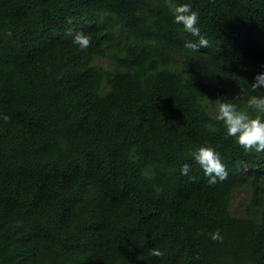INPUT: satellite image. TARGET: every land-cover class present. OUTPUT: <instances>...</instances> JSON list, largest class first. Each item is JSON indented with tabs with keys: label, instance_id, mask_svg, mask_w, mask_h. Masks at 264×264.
<instances>
[{
	"label": "trees",
	"instance_id": "obj_1",
	"mask_svg": "<svg viewBox=\"0 0 264 264\" xmlns=\"http://www.w3.org/2000/svg\"><path fill=\"white\" fill-rule=\"evenodd\" d=\"M182 4L208 48L185 47ZM260 73L264 0H0V264H264V153L215 118H264Z\"/></svg>",
	"mask_w": 264,
	"mask_h": 264
},
{
	"label": "clouds",
	"instance_id": "obj_2",
	"mask_svg": "<svg viewBox=\"0 0 264 264\" xmlns=\"http://www.w3.org/2000/svg\"><path fill=\"white\" fill-rule=\"evenodd\" d=\"M171 7V5H170ZM175 22L182 24L184 30L193 37H198V43L186 41L185 47L195 52H199L201 48H208L209 42L200 34L198 25V13L191 9L189 4H182L172 8ZM68 35L72 34V30H68ZM185 35V34H184ZM76 43L81 50H87L91 46V38L77 32L74 36ZM255 82L251 88L256 92L260 88H264V73L255 76ZM239 97V96H237ZM248 108L255 109L258 113L264 114V95L251 96L247 101ZM218 121H222L227 135L235 137L240 147L246 153L255 151L256 153H264V118L261 115L251 116L248 111L239 110L235 103L224 101L219 104L218 114L215 117ZM5 122L9 120L8 116H3ZM193 158L203 169L204 174L209 178L208 183L214 185L222 182L228 177L226 166L222 163L219 154L212 147H200L193 153ZM191 167L184 164L181 168L182 175H188ZM214 241H222L223 237L219 231L211 235ZM151 255L155 257H163L164 251L152 249Z\"/></svg>",
	"mask_w": 264,
	"mask_h": 264
},
{
	"label": "rangeland",
	"instance_id": "obj_3",
	"mask_svg": "<svg viewBox=\"0 0 264 264\" xmlns=\"http://www.w3.org/2000/svg\"><path fill=\"white\" fill-rule=\"evenodd\" d=\"M245 198L246 197H245L243 192L238 191V192L235 193L234 203L232 205V210H233L234 213H238V210H239L238 204L244 202Z\"/></svg>",
	"mask_w": 264,
	"mask_h": 264
}]
</instances>
